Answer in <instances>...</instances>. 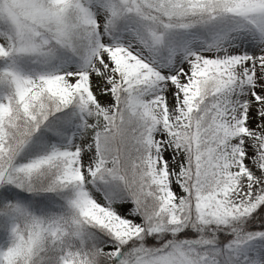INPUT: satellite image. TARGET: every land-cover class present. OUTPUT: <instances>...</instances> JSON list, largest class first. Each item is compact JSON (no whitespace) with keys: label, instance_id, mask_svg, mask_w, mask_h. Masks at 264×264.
Listing matches in <instances>:
<instances>
[{"label":"rangeland","instance_id":"374dc122","mask_svg":"<svg viewBox=\"0 0 264 264\" xmlns=\"http://www.w3.org/2000/svg\"><path fill=\"white\" fill-rule=\"evenodd\" d=\"M76 1L0 0V54L17 57L28 64L27 68L36 65L45 69L54 67L64 55L72 57L76 64L48 76L50 90L69 101L78 83L83 82L95 100L84 108V128H76L26 164L16 161L1 169L0 192L16 186L29 193L53 189L49 182L57 175V183L70 186L73 195L80 191L87 218L126 239L125 249L109 247L108 264H264V227L245 222L264 207V0L216 1L217 8L224 9L228 16L239 17V22L232 29L222 21L211 30L198 31L180 23L185 8H175L170 2L116 0L118 15L112 17L108 5L88 1L83 7L99 42L89 53L87 68L83 61L88 57L89 32L75 12ZM213 9L208 7L206 12ZM190 13L196 14L194 10ZM128 18L147 31L150 40L127 28L124 21ZM159 27L170 35L157 31ZM14 71L15 84L6 73L0 76V92L5 95L0 100V149L9 99L18 87L22 96L33 88V79ZM211 75L225 81L214 92L218 144L212 149L218 152V174L223 182L213 191L196 195L201 227L188 235L200 232L202 236L178 237L163 243L169 227L172 237L180 232L181 203L188 195L180 181L186 157L177 143L178 131H187L181 139L183 144L192 148L198 145V127L188 123L202 93L201 81L207 79L209 83ZM113 80H118L129 96L127 108L131 113L139 110L156 120L146 130V163L157 190V213L165 215L166 224H145L147 219L133 188L130 191L125 186L131 198L115 203L108 199L117 195L124 181L116 169L117 161H111L115 171H102L100 153L104 143L92 132L99 119L112 120L117 113ZM249 105L257 109L251 124L244 113ZM22 146L25 144L16 156ZM62 157L69 160L66 167L60 165ZM52 159L58 165H45ZM194 163L200 168L201 158L195 155ZM71 210L66 220L54 221L57 230L52 235L51 222L41 213L20 204L7 209L6 215L18 223L17 240L3 251L2 264H31L47 239H57L64 230L80 234L82 219L78 210ZM220 233L229 239L222 257L205 256L202 260V249L215 244ZM153 238L158 239V246H147L146 241Z\"/></svg>","mask_w":264,"mask_h":264},{"label":"trees","instance_id":"16d2710c","mask_svg":"<svg viewBox=\"0 0 264 264\" xmlns=\"http://www.w3.org/2000/svg\"><path fill=\"white\" fill-rule=\"evenodd\" d=\"M88 1L108 5L112 10V17L118 15L116 0H77L75 2L74 8L80 19L79 21L82 22L85 28L88 27L89 32L86 51L88 57L83 61L85 68H87L90 61L91 54L89 53L97 47L99 42V36L96 35L97 32L91 26L90 15L87 9L83 7ZM164 1L166 3L170 2L175 8H185L186 12L180 23L192 27L193 31H198V29L211 30L222 21L226 22L224 25L232 28L239 22V17L228 16V12L219 9L220 7L217 8L214 3L216 1L230 3L231 0H213L212 4H209V2H212L211 0H162V2ZM208 7L214 9L206 12ZM191 10H194L196 14L191 15ZM222 14H226L227 17L223 18ZM250 18L256 19L255 17ZM124 22L127 28L135 29L142 39L145 41L150 40L149 33L137 27L131 19L128 18ZM157 31L167 36L170 35L161 27ZM71 64H76L74 59L64 55L50 69L38 68L36 65L27 68L28 64L17 57L0 54V76L6 73L5 76L11 77L14 82L12 84H15L17 80L14 78V69H17L34 80L31 83L33 88L25 90L23 96L19 92L21 88L18 87L16 94L9 99L10 111L6 117L7 120L4 122L3 147L0 149V170L16 161L26 164V162L31 161V157L43 154V152L52 148L56 142L63 141L76 128H84V108L87 104H93L95 101L84 83H78L74 96L69 101H65L59 93L50 90L48 76L59 71L61 67ZM211 76L213 77L209 83L206 81L207 79L201 81L202 93L196 100V109L190 116L188 123V125L196 124L198 127L200 139L198 145L192 148V146L183 144L181 139L187 131L184 129L178 131L177 143L184 150L186 157L180 181L188 195L181 203L182 222L178 227L180 232L175 233L176 237H172L173 234H170L172 230L169 227L163 234V243L170 242L178 237L188 238L189 236L196 239L198 236H202L203 233L200 232L188 235L190 230L201 227L198 223L195 208L196 195L213 191L223 182L222 177L218 174V152L216 149L213 151L212 149L218 144V137L215 135L217 107H214L216 102L214 92L225 81L220 80L216 75ZM111 85L118 104L117 113L112 120L99 119V123L96 124L95 130L92 132L95 139H102L104 143L100 153L102 171L111 169L113 167L111 161H117L116 169H118L117 171L122 175L124 181V185H120V189L116 192L118 196H109L108 199L112 202L117 199H127L129 195L125 186L130 191L133 188L138 195L140 211L147 219L145 224L146 221L149 227L166 224L165 215L162 216L157 213V190L152 184L153 181L146 163L148 154L146 130L150 128V123H155L156 120L144 116L139 110L131 113L127 108L129 96L120 88L118 80H113ZM133 91H137V88H134ZM3 96L5 95L1 91L0 100ZM13 102H16L14 106H12ZM24 144L25 147L22 146L23 149L16 156L18 148ZM195 155L201 158L200 168H197L196 163H194ZM65 161L67 162L65 163ZM68 161V158L64 159L62 157L60 165L66 167ZM55 162L52 159L45 165L52 167L57 164ZM113 168L112 170H114ZM63 172L64 169L61 175ZM59 180L60 178L57 175L54 176L49 182L53 189L44 191L29 193L20 190L16 186L6 187L4 192H0V264L3 261V251L10 243L17 240L18 223L15 219L6 215L7 209L15 204H20L27 209L41 213L46 220L51 222L50 232H52V235H56L57 230L54 221L58 219L61 221L66 220L72 215L71 209L78 210L82 219L80 234H67L68 231L64 230L57 239H47L38 248L31 264H108L107 252L109 247L123 249L126 246L124 237L116 235L109 227L99 225L87 218L84 214L85 204L80 197V191L76 190L73 195L70 186L57 183ZM245 222L247 225L257 224L264 227V207L261 206L257 209ZM207 232L216 234L214 231ZM218 237L219 239L215 244L211 243L202 249L204 250V253L201 254L202 260L205 256H209V258L222 257L223 248H225L229 239L221 233ZM158 242V239L153 238L148 239L146 244L153 247L158 246Z\"/></svg>","mask_w":264,"mask_h":264},{"label":"bare ground","instance_id":"6f19581e","mask_svg":"<svg viewBox=\"0 0 264 264\" xmlns=\"http://www.w3.org/2000/svg\"><path fill=\"white\" fill-rule=\"evenodd\" d=\"M251 63H252V62H250L249 64L252 65ZM251 106H252V105H249V108H247V109H246V112H244L245 115L248 116V118H249V122H248V124H251V123L253 122V120H251V119H253V116H254L255 113L257 112L256 106H252V107H251Z\"/></svg>","mask_w":264,"mask_h":264}]
</instances>
